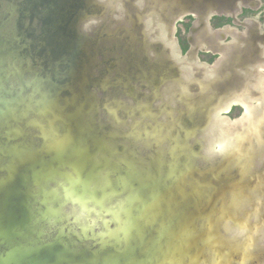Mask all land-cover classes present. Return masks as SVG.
<instances>
[{"label":"water","instance_id":"water-1","mask_svg":"<svg viewBox=\"0 0 264 264\" xmlns=\"http://www.w3.org/2000/svg\"><path fill=\"white\" fill-rule=\"evenodd\" d=\"M170 2L0 0V264H264V90Z\"/></svg>","mask_w":264,"mask_h":264},{"label":"flooded vegetation","instance_id":"flooded-vegetation-1","mask_svg":"<svg viewBox=\"0 0 264 264\" xmlns=\"http://www.w3.org/2000/svg\"><path fill=\"white\" fill-rule=\"evenodd\" d=\"M168 24L180 60L195 55L201 64L212 66L232 50L248 59L253 82L264 90V0H201L195 14L183 12L188 0H170ZM212 3L213 9L207 5ZM181 8V10H180ZM244 112L234 105L228 116Z\"/></svg>","mask_w":264,"mask_h":264},{"label":"clouds","instance_id":"clouds-1","mask_svg":"<svg viewBox=\"0 0 264 264\" xmlns=\"http://www.w3.org/2000/svg\"><path fill=\"white\" fill-rule=\"evenodd\" d=\"M211 151L217 156H222L226 153V148L224 147V145L217 143L212 146Z\"/></svg>","mask_w":264,"mask_h":264}]
</instances>
